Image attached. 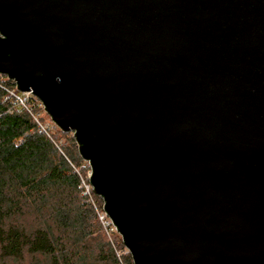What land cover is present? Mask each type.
<instances>
[{"label": "water", "instance_id": "water-1", "mask_svg": "<svg viewBox=\"0 0 264 264\" xmlns=\"http://www.w3.org/2000/svg\"><path fill=\"white\" fill-rule=\"evenodd\" d=\"M0 74L73 133L133 264H264V0H0Z\"/></svg>", "mask_w": 264, "mask_h": 264}, {"label": "trees", "instance_id": "trees-1", "mask_svg": "<svg viewBox=\"0 0 264 264\" xmlns=\"http://www.w3.org/2000/svg\"><path fill=\"white\" fill-rule=\"evenodd\" d=\"M9 88L14 81L0 74V264H133L98 220L101 197L91 193L93 204L82 193L73 133L42 129L38 99L27 97L30 113Z\"/></svg>", "mask_w": 264, "mask_h": 264}, {"label": "built area", "instance_id": "built-area-1", "mask_svg": "<svg viewBox=\"0 0 264 264\" xmlns=\"http://www.w3.org/2000/svg\"><path fill=\"white\" fill-rule=\"evenodd\" d=\"M7 94H8V97L11 98L13 100V102H15L16 105H19V106L25 108L28 112L31 113V105L27 101V97L30 95H33L31 92H29V91L28 92H20L17 90V88H9L7 90ZM38 102H39L38 105L44 109L42 103L39 100H38ZM33 117L35 120L37 119L36 116L33 115ZM40 127L42 129H44L45 125L40 124ZM82 160H83V162L81 163V165L74 166V170L79 177L80 186L82 188V193L85 194L87 196L88 200L94 204L91 193H93V194H95V193L93 192V187H92V184L90 182V178L92 176V168H91L88 160H84V159H82ZM96 212L98 215L97 216L98 220L100 221L102 227L104 228V230L108 236H110L111 233H113V232L119 234L116 226L112 223L111 219L108 217V215L106 214V212L103 209V201H102L101 209L98 210L96 208ZM119 236L121 238L120 234H119ZM125 250L128 252L126 247H125ZM117 254H118V251H117Z\"/></svg>", "mask_w": 264, "mask_h": 264}, {"label": "rangeland", "instance_id": "rangeland-1", "mask_svg": "<svg viewBox=\"0 0 264 264\" xmlns=\"http://www.w3.org/2000/svg\"><path fill=\"white\" fill-rule=\"evenodd\" d=\"M39 116L42 118V123L46 125L47 127L49 126L50 130L52 133H56L57 130L59 129L58 126H56L49 115L46 114V112L41 111L39 112ZM93 202H94V197H93ZM95 203V202H94ZM126 251V250H125Z\"/></svg>", "mask_w": 264, "mask_h": 264}]
</instances>
